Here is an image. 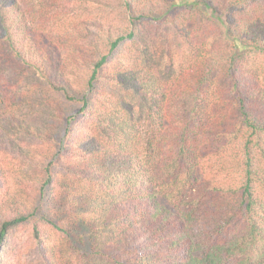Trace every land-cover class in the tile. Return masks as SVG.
Segmentation results:
<instances>
[{"label": "trees", "instance_id": "trees-1", "mask_svg": "<svg viewBox=\"0 0 264 264\" xmlns=\"http://www.w3.org/2000/svg\"><path fill=\"white\" fill-rule=\"evenodd\" d=\"M116 1L74 57L0 0V264L29 222L32 264H264V0Z\"/></svg>", "mask_w": 264, "mask_h": 264}, {"label": "rangeland", "instance_id": "rangeland-1", "mask_svg": "<svg viewBox=\"0 0 264 264\" xmlns=\"http://www.w3.org/2000/svg\"><path fill=\"white\" fill-rule=\"evenodd\" d=\"M59 1V2H58ZM30 0L28 3L29 10L31 11L29 20L31 19H37V15L40 14V10L44 9L48 5H53L54 3L59 4V8L52 14L53 16L56 14L57 11H61L62 7H67L68 10L72 11L73 19L68 20L65 22V24L60 26H53L52 21L49 20V23L47 24V30L51 33V36L54 39L55 44L57 45L59 41H61V49L64 51V55L66 54H72L74 57H80L79 52L82 50V47H85L88 45L86 39L84 37L85 32H80L79 30L86 31L87 28L90 27V25L99 24V10L95 7L96 3H103L104 5H117L116 0H65L62 4L61 0ZM194 0H174L172 1V4L177 6H183L187 4H192ZM25 2L21 1L20 6L23 5ZM56 8L51 7V11ZM208 12V11H207ZM71 15V16H72ZM109 19V18H108ZM109 20L113 21V24H116L120 22V19L114 16V18H110ZM109 22L105 21L103 25L104 27L107 26ZM58 47L60 44L57 45ZM75 60H78L81 62L80 58H74ZM72 59L71 61H73ZM74 64L71 65V69L73 68ZM74 69V68H73ZM71 75V76H70ZM68 77L69 83L72 86V90L75 93L81 94V90L84 89V86H82L83 83V76H79L76 71L75 73H71ZM79 83L81 86H79ZM79 86V87H78ZM81 92V93H80ZM79 108V105L72 103L67 107L66 115H71L74 112H76ZM81 118L78 117V120ZM63 124L60 126V129H62ZM25 169H28L27 166ZM24 169V170H25ZM33 172L31 171L29 173ZM8 176L7 178H5ZM15 174L11 172L9 169L6 168L4 175L0 176V182L5 183L4 192L8 193L11 192L10 199L7 202H2L0 200V213L2 215H6L7 217H12L13 215H16L19 212H25L30 213L33 210L34 204L36 202V195L34 189H37L36 183H31L27 179H22V182H20L19 179H14ZM2 177V178H1ZM12 177V178H11ZM24 185V191L19 190L18 186ZM10 190V191H7ZM9 197V196H8ZM1 203H7L4 208ZM5 210V213H4ZM40 214V211H39ZM1 218V216H0ZM32 226L30 225V222L20 227L19 229H16L13 232V236L11 238V248L8 249V252L6 253V257L8 260L7 264H32L34 261L36 249L33 248L32 243ZM54 240V239H53ZM16 261V262H15Z\"/></svg>", "mask_w": 264, "mask_h": 264}]
</instances>
